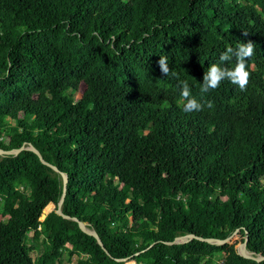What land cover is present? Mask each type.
Returning a JSON list of instances; mask_svg holds the SVG:
<instances>
[{"label":"trees","instance_id":"16d2710c","mask_svg":"<svg viewBox=\"0 0 264 264\" xmlns=\"http://www.w3.org/2000/svg\"><path fill=\"white\" fill-rule=\"evenodd\" d=\"M249 40L246 90L201 93L220 54ZM183 80L202 111H183ZM24 144L55 156L63 211L105 250L56 213L55 173L26 150L0 163V264H264L168 244L237 230L264 257V0H0V149Z\"/></svg>","mask_w":264,"mask_h":264},{"label":"clouds","instance_id":"9594fccd","mask_svg":"<svg viewBox=\"0 0 264 264\" xmlns=\"http://www.w3.org/2000/svg\"><path fill=\"white\" fill-rule=\"evenodd\" d=\"M247 35V33H243ZM255 44L252 41L240 42L233 48L227 47L220 54L219 62L212 64L203 74L201 82V93H207L211 89L219 87L221 81L228 80L232 84L237 85L241 91L246 90L249 83L250 72L247 70V61L253 56ZM235 60L233 67H228L227 64ZM158 67L164 76L169 75L168 57L161 56L157 61ZM173 75H175L173 73ZM180 95L183 99L182 109L184 112L202 111L203 105L199 103L191 94V87L186 80L180 81ZM208 108H212L211 102L207 104Z\"/></svg>","mask_w":264,"mask_h":264},{"label":"water","instance_id":"95a60500","mask_svg":"<svg viewBox=\"0 0 264 264\" xmlns=\"http://www.w3.org/2000/svg\"><path fill=\"white\" fill-rule=\"evenodd\" d=\"M16 150H19L20 153L17 157L11 159V160H6V161H2L0 163H6V162H9V161H13V160H16L17 158H19L22 154L23 151H26V150H31L33 151L35 154H37V156L40 158L41 162L43 164L44 161H43V157H42V154L43 155H46V154H50L51 157L53 158L54 160V163H55V167L54 168H51L54 173H55V178H56V181L59 185V195H58V198H57V203H56V213L61 216L63 219L65 220H68V221H71L73 223H75L81 230H83L85 233H87L88 235L92 236L93 238L96 239L97 243L104 249V246L100 240V238L98 237V234L96 233V231L94 230V228L92 227L91 224L89 223H86V222H83V221H80L78 220L77 218L69 215L68 213L64 212L63 211V208H62V205H63V201H64V196H65V191H66V188H67V185H68V180H67V175L66 173H63L61 172L59 169H58V162L55 158V156L50 153V152H47V151H43V150H39V149H36L34 147H32L30 144H24L22 145L21 147L19 148H15V149H11V150H2L0 149V151L2 152H12V151H16ZM47 165V164H45ZM48 166V165H47ZM49 167V166H48ZM65 177V187H64V191L62 193V185H61V179L62 177ZM60 199L62 200L61 201V204H60ZM238 232L237 230L230 233L229 235H227L224 239L222 240H219V239H215V238H211V237H197V236H194L193 234L191 233H187V232H178V233H182L186 238H189L188 240L190 239H197V240H200V241H205L209 244H212V245H216V246H223L224 245V242H226L231 234L233 233H236ZM178 236L177 234H175V237H174V240L171 242V243H168L169 245L171 244H176L178 243ZM244 238H245V241L243 243V248H242V253L240 252H237L240 256H243V257H246V258H251V259H254V260H257V261H262L264 260V257L260 254H258L256 251H254L247 243L248 241V236L247 234L245 233L244 234ZM187 240V241H188ZM249 251V254H247L246 252Z\"/></svg>","mask_w":264,"mask_h":264},{"label":"rangeland","instance_id":"374dc122","mask_svg":"<svg viewBox=\"0 0 264 264\" xmlns=\"http://www.w3.org/2000/svg\"><path fill=\"white\" fill-rule=\"evenodd\" d=\"M1 158V155H0ZM18 188V184L15 182H9L8 183V192L11 193L14 189ZM9 215L1 219H6L8 218ZM31 235V233H29ZM178 238V241H187L189 238H186L182 233H176ZM245 241V238L242 234L239 233H233L231 234L230 238L224 242V245L226 247H231L235 251L242 253V248H243V243ZM31 257L36 258V253L34 251L31 252ZM204 259H207V255H203ZM78 259L77 255H73L72 257H68L67 255H64L63 258L61 259L59 264H74ZM214 262L216 264L220 263V257H215Z\"/></svg>","mask_w":264,"mask_h":264},{"label":"bare ground","instance_id":"6f19581e","mask_svg":"<svg viewBox=\"0 0 264 264\" xmlns=\"http://www.w3.org/2000/svg\"><path fill=\"white\" fill-rule=\"evenodd\" d=\"M2 150H3V149H2ZM19 152H20L19 150L12 151V152H2V151H0V155H1L2 157H5V156H11V155L14 156V155H17ZM43 161H44V163L47 164L49 167H51V168H54V167H55L54 165L48 163V162L45 161L44 159H43ZM64 187H65V177L63 176V189H64ZM61 201H62V200L60 199V204H61ZM246 253L249 254V251H247Z\"/></svg>","mask_w":264,"mask_h":264}]
</instances>
